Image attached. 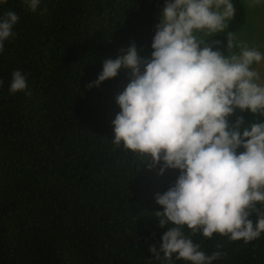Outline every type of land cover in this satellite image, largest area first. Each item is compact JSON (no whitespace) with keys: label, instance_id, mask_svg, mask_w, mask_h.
I'll use <instances>...</instances> for the list:
<instances>
[{"label":"trees","instance_id":"1","mask_svg":"<svg viewBox=\"0 0 264 264\" xmlns=\"http://www.w3.org/2000/svg\"><path fill=\"white\" fill-rule=\"evenodd\" d=\"M163 1L40 0L32 11L26 0H0V18L20 17L0 53V264H168L149 250L167 231L154 217L163 211L155 197L180 173L160 176L159 167L148 170L150 158L112 143L129 69L88 87L105 61L127 55L132 44L151 59L153 12ZM239 22L211 38L219 42L214 51L228 55L227 34ZM16 71L27 87L12 94ZM241 117L245 125L264 119L237 110L229 130ZM191 239L208 256L221 253L213 264H264V233L248 243L219 234ZM171 264L189 262L173 257Z\"/></svg>","mask_w":264,"mask_h":264},{"label":"clouds","instance_id":"2","mask_svg":"<svg viewBox=\"0 0 264 264\" xmlns=\"http://www.w3.org/2000/svg\"><path fill=\"white\" fill-rule=\"evenodd\" d=\"M26 3L36 11L40 0ZM234 14L231 0H167L151 59L138 57L132 44L127 55L105 61L88 85L99 87L122 67L129 69L131 81L116 97L121 111L113 121L112 143L143 162L150 158L148 170L159 167L160 176L168 169L180 173L173 186L155 197L163 211L154 217L167 231L162 244L149 250L157 260L162 253L168 264L173 257L189 264H213L220 258V252L208 256L200 250L191 239L196 234L248 243L264 233V212L257 208L264 205V119L245 125L241 117L231 130L228 124L237 110L264 118V82L254 67L264 62V53L234 43L231 32L228 56L213 50L219 42L207 39L225 32ZM19 19L15 11L0 18V53L14 38ZM12 76L10 93L23 92L26 77L19 71ZM240 148L244 151L237 154ZM185 226L191 235H185Z\"/></svg>","mask_w":264,"mask_h":264},{"label":"rangeland","instance_id":"3","mask_svg":"<svg viewBox=\"0 0 264 264\" xmlns=\"http://www.w3.org/2000/svg\"><path fill=\"white\" fill-rule=\"evenodd\" d=\"M166 2L167 0L163 1L153 12V16L158 22L161 20ZM231 2L235 8V14L227 23L229 25L235 20L240 21L239 26L232 33L235 38L234 43H243L264 53V0H231ZM227 30L228 28L225 32L211 38H223ZM233 52L239 54L238 49L234 48ZM254 67L261 73L262 82H264V62Z\"/></svg>","mask_w":264,"mask_h":264}]
</instances>
